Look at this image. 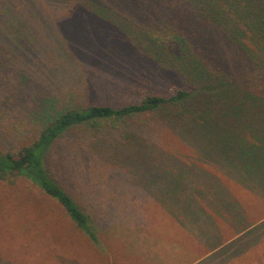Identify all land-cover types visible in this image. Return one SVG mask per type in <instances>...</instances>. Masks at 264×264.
<instances>
[{"label": "rangeland", "instance_id": "1", "mask_svg": "<svg viewBox=\"0 0 264 264\" xmlns=\"http://www.w3.org/2000/svg\"><path fill=\"white\" fill-rule=\"evenodd\" d=\"M96 11L78 0H0V150L26 144L67 108L122 106L146 93L200 86L178 64L146 57L126 34L121 52L95 50L102 31L109 30ZM253 99L240 93L233 101L244 111ZM221 112L215 122L223 125L141 117L68 129L49 148L46 165L92 214L98 244L28 179L0 178V264H264V187L253 191L238 182L247 177L238 164L263 155L262 133L251 115ZM174 175L180 181L201 178L198 243L181 224L200 216L197 207L149 196L151 180L164 185ZM156 191L171 195L166 187ZM233 215L236 237L225 228L221 242L220 235L205 233L206 223H225Z\"/></svg>", "mask_w": 264, "mask_h": 264}, {"label": "trees", "instance_id": "2", "mask_svg": "<svg viewBox=\"0 0 264 264\" xmlns=\"http://www.w3.org/2000/svg\"><path fill=\"white\" fill-rule=\"evenodd\" d=\"M79 2H84L89 8L95 6L96 12L104 16L102 24L109 23V30L102 31L95 50L100 48L106 53L121 52L127 44L124 43L127 35L131 44H140L146 57L150 54L160 65L178 64L177 69H181V73L186 72L200 86L192 92L176 89L169 95L146 93L134 102L122 106L89 103L62 110L26 144L0 150V178L20 175L28 179L42 193L56 199L75 226L93 243L98 244L91 224L92 214L83 210L64 185L53 179L48 171L46 157L52 144L74 126L98 127L110 120L147 117L154 123L223 125L224 123L215 121L222 116L221 110L224 109L251 115L257 132L262 133L258 141L263 155H254L249 163L238 164L247 172V177L238 182L247 183L253 191H262L264 0H78ZM98 27L101 28L100 25ZM112 28L115 30L111 31ZM107 39L112 44L115 43L114 46L108 44ZM240 93L252 95L253 101L255 100V103L252 101V107L244 110L247 112L240 110L238 107L242 105L233 101ZM262 244L255 245V250H259ZM225 245L223 243L222 248L227 251ZM240 250L243 247L237 249V252ZM245 250L249 252L248 249ZM243 261L245 262L240 259L237 262Z\"/></svg>", "mask_w": 264, "mask_h": 264}, {"label": "crops", "instance_id": "3", "mask_svg": "<svg viewBox=\"0 0 264 264\" xmlns=\"http://www.w3.org/2000/svg\"><path fill=\"white\" fill-rule=\"evenodd\" d=\"M180 180L181 178L176 177V175H174V177L172 178H168L167 182L164 185L162 183L157 184L158 182H153V180H151L149 186L151 187L150 190L153 193L150 194L149 196L153 200L155 199L159 202L171 201L173 204L189 206L190 209H194L197 207L200 216L199 217L194 216L193 218H186L189 223H181V224L185 229H187V231L195 238L196 242L198 243L197 238L201 239V178L191 179L189 178V175H187L186 177H182V181ZM163 187H166L167 191L171 193L170 196L155 194L157 192L156 190H160ZM228 209L231 211L230 206H228ZM229 216H231V214ZM227 219H225V223H206V225H204L205 230H207L205 233L207 234L208 232L207 235L209 236V238H213L214 236L217 237L218 235H220V239H221L220 242H221L223 235L222 228H225V230L229 232H231V230L234 231L235 237L237 236L238 224L234 221V215L233 218L228 220ZM133 220L137 221L138 219H133ZM231 222H235V223H231ZM225 230L224 233L226 234L227 232ZM140 231L143 235H145L144 228H140ZM141 242L144 243L145 240ZM209 253L210 255H212V253L215 252H209ZM201 258L204 257L199 256L197 260L201 261Z\"/></svg>", "mask_w": 264, "mask_h": 264}]
</instances>
